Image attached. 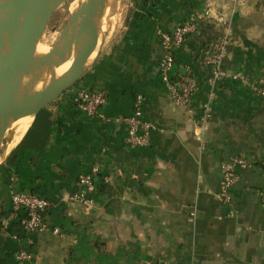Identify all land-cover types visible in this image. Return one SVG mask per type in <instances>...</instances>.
Returning a JSON list of instances; mask_svg holds the SVG:
<instances>
[{
	"label": "crops",
	"instance_id": "crops-1",
	"mask_svg": "<svg viewBox=\"0 0 264 264\" xmlns=\"http://www.w3.org/2000/svg\"><path fill=\"white\" fill-rule=\"evenodd\" d=\"M206 5L215 16L232 4L130 0L81 80L32 118L0 162V264H13L21 246L35 264H264V102L252 89L264 87V0H239L225 25L203 17ZM188 18L201 29L177 53L173 72L189 67L199 83L191 117L173 103L158 67L159 30ZM223 35L230 39L224 67L237 78L214 90L202 133L198 117L213 91L202 58ZM79 87L106 92L99 116L88 118L73 105ZM137 94L155 129L148 146L131 148L118 118L131 114ZM237 158L248 166H236L239 179L225 203L222 165ZM94 166L98 189L85 210L70 197ZM12 190L51 201L48 230L20 242L11 237L21 216L12 215Z\"/></svg>",
	"mask_w": 264,
	"mask_h": 264
},
{
	"label": "water",
	"instance_id": "water-1",
	"mask_svg": "<svg viewBox=\"0 0 264 264\" xmlns=\"http://www.w3.org/2000/svg\"><path fill=\"white\" fill-rule=\"evenodd\" d=\"M66 1L21 0L10 5L0 0V140L14 123L34 119L73 88L105 47L103 35L111 30H103L102 20L107 8L109 16L116 14L119 0H112L109 7V0H85L72 12L44 59L31 65L30 57L36 54L49 21ZM70 59L71 67L57 76V68Z\"/></svg>",
	"mask_w": 264,
	"mask_h": 264
},
{
	"label": "built area",
	"instance_id": "built-area-1",
	"mask_svg": "<svg viewBox=\"0 0 264 264\" xmlns=\"http://www.w3.org/2000/svg\"><path fill=\"white\" fill-rule=\"evenodd\" d=\"M229 4L228 13H218L215 16L212 14L210 5L205 6L203 17L213 19L218 24L225 25L227 18L232 16L239 0H223ZM228 14V16H227ZM200 22L195 18L176 24L169 30H159V44L161 47V57L158 62L161 80L169 90L173 103L180 109L185 110L189 117L194 114L193 102L198 92L199 83L193 76L191 69L186 67L184 71H174L176 55L183 48L186 41L196 35L200 31ZM230 45V39L227 35L220 36L213 40L205 55L202 58L203 64L209 69L208 83L213 88L208 95L207 101L203 104L201 113L198 117L197 127L203 131L212 119L211 101L214 98V90L226 79L237 78L230 75L225 69L224 64L227 57V52ZM254 93L259 96L264 102V87L252 86ZM107 100L106 92L101 89L79 87L72 95V103L79 112L88 118L99 116L101 108ZM143 95L137 94L134 100L133 109L129 116L118 118L126 127V143L131 148L146 147L150 143L151 132L155 126L145 117L143 109ZM195 139L199 142L201 148L204 147L203 135H195ZM236 166H248V161L243 158L230 160L222 165L223 183L219 198L222 202H229L228 192L238 182V176L235 172ZM263 183L261 189V200L264 203V166ZM100 175V169L97 166L92 167L88 172L82 174L78 180L77 190L70 197V201L88 210L93 206V196L97 191L96 180ZM11 203L15 217L21 213L19 219V232L11 234V237L20 242L22 237L29 239V235L35 232H44L49 229V225L45 219V212L52 206L51 201L40 196L25 191L11 192ZM54 233L58 230L54 229ZM13 264H35L33 256L29 250L20 247L13 256ZM160 264H176L172 261H162Z\"/></svg>",
	"mask_w": 264,
	"mask_h": 264
},
{
	"label": "bare ground",
	"instance_id": "bare-ground-1",
	"mask_svg": "<svg viewBox=\"0 0 264 264\" xmlns=\"http://www.w3.org/2000/svg\"><path fill=\"white\" fill-rule=\"evenodd\" d=\"M20 1L21 0H7V2L10 3V5H15ZM84 1L85 0H73V2L71 3V5L69 7L70 11L74 12L79 7V5L81 3H83ZM125 1L126 0H119L118 1L116 14L114 16L108 15L110 12V9L107 8V13L102 20L103 30H107L106 28H107L108 22L110 24H114L115 22L118 21L120 13L124 8ZM112 4H113V1L109 0L108 7ZM22 34H23V30L20 32L19 36H21ZM50 45L51 44L47 43L42 38V40L39 42V44L37 46L36 54L30 57V62H31V65L33 67L37 66V64L40 63L44 59L43 54H46L50 51ZM96 53H97V51H95L93 53V55L91 56V58L89 60H92L95 57ZM71 64H72V59L67 61L62 66L58 67L56 70V75L60 76L61 74L66 72L71 67ZM41 88H42V84H40L38 86V89H41ZM32 118L33 117H26V118L20 119L19 121L14 123L12 125V127H10L9 129L6 130L4 137L0 140V162L5 156H7L11 152V150L15 147V145L20 141V139L23 136L24 132L26 131L28 125L31 123ZM2 163H3V161H2Z\"/></svg>",
	"mask_w": 264,
	"mask_h": 264
},
{
	"label": "rangeland",
	"instance_id": "rangeland-1",
	"mask_svg": "<svg viewBox=\"0 0 264 264\" xmlns=\"http://www.w3.org/2000/svg\"><path fill=\"white\" fill-rule=\"evenodd\" d=\"M126 1L124 3V8L121 11L120 16L118 18L119 22L117 21L118 23L115 22L114 24H110L109 22L107 23L106 29L108 30L110 28L111 31L108 33H105V35H103V39L105 38V42H107L111 39V37L114 35L115 29L117 28V26L120 24L122 18L124 17L126 8H127L130 0H126ZM72 2H73V0H67L53 14L51 20L49 21L47 29L44 33V36H43V40H45L47 43L52 44L54 42V40H56L58 38L60 31L62 30V28L64 27L66 22L69 20L71 14H72L69 7H70Z\"/></svg>",
	"mask_w": 264,
	"mask_h": 264
},
{
	"label": "trees",
	"instance_id": "trees-1",
	"mask_svg": "<svg viewBox=\"0 0 264 264\" xmlns=\"http://www.w3.org/2000/svg\"><path fill=\"white\" fill-rule=\"evenodd\" d=\"M100 177V176H99ZM96 183H97V180H96ZM97 189H98V184H97Z\"/></svg>",
	"mask_w": 264,
	"mask_h": 264
}]
</instances>
